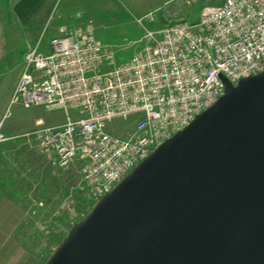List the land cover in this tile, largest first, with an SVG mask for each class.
Instances as JSON below:
<instances>
[{
  "label": "built area",
  "instance_id": "1",
  "mask_svg": "<svg viewBox=\"0 0 264 264\" xmlns=\"http://www.w3.org/2000/svg\"><path fill=\"white\" fill-rule=\"evenodd\" d=\"M78 16L81 17L80 14ZM24 55L15 94L26 107L75 110L65 123L32 132L58 167L83 160V177L101 199L163 144L187 129L228 91L264 73V0L206 5L196 21L180 19L125 61L101 42L90 18L61 25ZM132 120L130 136L108 131ZM9 139L0 124V144Z\"/></svg>",
  "mask_w": 264,
  "mask_h": 264
},
{
  "label": "rangeland",
  "instance_id": "2",
  "mask_svg": "<svg viewBox=\"0 0 264 264\" xmlns=\"http://www.w3.org/2000/svg\"><path fill=\"white\" fill-rule=\"evenodd\" d=\"M222 2L223 0H116V10L102 9L90 19L94 21L99 40L110 46L120 61H125L150 40L149 31L158 35L165 25L180 19L196 21L204 6L220 5ZM51 38L50 34L44 33L41 50L49 47ZM17 57L16 52L8 54L12 63L8 62L3 66L4 75L0 69V122L2 130L9 136L8 140L0 144V264H46L61 247L71 228L90 214L100 199L91 194L85 183L81 158L74 159L65 167H58L39 149L32 135L35 129L61 125L69 115L76 118L78 114L72 109L26 107L15 94L25 64L24 59ZM260 113L263 112L258 111L249 116ZM108 131L120 136H130L133 121L115 119L108 126ZM88 195L94 202L90 210H85L84 198ZM211 208L218 212L213 203ZM238 218V215L229 218V226ZM164 229H158V232L162 234ZM262 234L246 231L244 237L256 244L261 241ZM159 241L163 244V250L167 246L165 241L170 242L169 248L164 252L161 249L155 252L151 262L162 259V263L158 264H179L185 252H182L181 258L178 254L172 257V254L183 243L180 246L177 242L173 244L170 236L160 237ZM237 241L238 239H234V243ZM191 244L192 241L189 249ZM170 248L171 252L168 251ZM164 253L169 256H163ZM205 255L202 258L208 256L207 253ZM127 263L129 259L125 260V264ZM218 264H223V261Z\"/></svg>",
  "mask_w": 264,
  "mask_h": 264
},
{
  "label": "water",
  "instance_id": "3",
  "mask_svg": "<svg viewBox=\"0 0 264 264\" xmlns=\"http://www.w3.org/2000/svg\"><path fill=\"white\" fill-rule=\"evenodd\" d=\"M227 93L230 94L226 98L201 114L187 129L169 140L168 144H163L109 192L105 202L95 208L81 226L64 240L46 264H94L106 249L113 252L127 241L135 238L153 239L155 235L154 243L148 245V249L154 253L159 252L163 250L162 242L157 244L161 237L158 229L161 228L150 230L149 224H142L125 234H120V231L140 212L161 202L180 198L184 190L191 191L186 194L187 197L204 198L264 185V128L222 132L235 119L264 111V73L243 81L237 88L229 87ZM181 186L189 188L178 190ZM214 213L219 218V212ZM224 226L232 235L234 249L244 255L246 261L264 264V254L257 256L260 249L264 251L263 229L259 233L255 231L257 235L263 233L261 241L255 244L250 239L256 249L254 252L240 245L239 238L228 229V222ZM246 231L250 230L246 229L243 237ZM234 239L238 241L234 243ZM165 242L167 246L163 252L170 245V242ZM182 252H185L184 257L191 256L189 246L182 245L174 249L172 257L178 254L181 258ZM139 257L138 250H132L121 262L125 264L126 259L130 262ZM222 261L227 264L226 259L220 260L218 252H215L209 263L218 264ZM231 262L240 264L241 260L233 255L229 264ZM111 264L119 262L115 259Z\"/></svg>",
  "mask_w": 264,
  "mask_h": 264
},
{
  "label": "bare ground",
  "instance_id": "4",
  "mask_svg": "<svg viewBox=\"0 0 264 264\" xmlns=\"http://www.w3.org/2000/svg\"><path fill=\"white\" fill-rule=\"evenodd\" d=\"M227 93L221 100L228 96ZM259 115L254 114L244 118H237L226 125L222 132L247 131L249 128H264V111ZM171 140V139H170ZM166 142V144H168ZM187 186H181L178 190L188 189ZM180 198L164 201L152 206L136 216L127 223L120 234L131 232L132 228L142 224H149L148 229H164L162 238L171 237L173 244L175 242L190 246L191 256L184 257L180 264H210L215 252H218L219 259H226L227 264L236 255L241 260L240 264H253L245 260V256L234 249L232 235L228 233L224 224L228 219L238 215L239 218L229 227L231 233L239 238L242 247L256 252L254 244L249 238H244L246 229L260 232L264 230V185L250 188H241L235 191L217 195L215 197L190 199L187 193L182 192ZM109 193L102 197L95 208L101 206ZM212 203L219 212V218L216 217L211 208ZM88 214L83 220L76 223L66 236V239L75 232L81 224L89 217ZM229 230V232H230ZM65 239V240H66ZM154 239L135 238L120 245L113 252L108 249L102 252L94 264H111L115 259L122 264V258L132 250H138L140 257L131 259L127 264H158L161 259L151 262L154 251L148 249V245L153 244ZM160 245V242H157ZM182 247L181 251L183 250ZM235 251V254L233 253ZM208 253V257L202 258ZM264 254L263 249L257 253L258 257ZM219 262V261H218Z\"/></svg>",
  "mask_w": 264,
  "mask_h": 264
},
{
  "label": "crops",
  "instance_id": "5",
  "mask_svg": "<svg viewBox=\"0 0 264 264\" xmlns=\"http://www.w3.org/2000/svg\"><path fill=\"white\" fill-rule=\"evenodd\" d=\"M115 5L118 6L116 0H0L2 74L4 75L3 66L8 62L12 63L8 54L16 52L18 59H24V54L42 40L44 33L56 36L59 26L81 24L102 9L116 10L118 7ZM44 50H49V47Z\"/></svg>",
  "mask_w": 264,
  "mask_h": 264
},
{
  "label": "trees",
  "instance_id": "6",
  "mask_svg": "<svg viewBox=\"0 0 264 264\" xmlns=\"http://www.w3.org/2000/svg\"><path fill=\"white\" fill-rule=\"evenodd\" d=\"M84 201H85L84 209L85 210H90L91 206H92V204L94 202V199H91L90 195H88L86 198H84ZM65 232H67V230H65Z\"/></svg>",
  "mask_w": 264,
  "mask_h": 264
}]
</instances>
